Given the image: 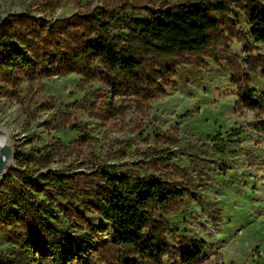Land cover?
I'll list each match as a JSON object with an SVG mask.
<instances>
[{
	"label": "rangeland",
	"instance_id": "obj_1",
	"mask_svg": "<svg viewBox=\"0 0 264 264\" xmlns=\"http://www.w3.org/2000/svg\"><path fill=\"white\" fill-rule=\"evenodd\" d=\"M180 2L0 0V18L32 10L40 19H57L123 6L129 16L146 19L143 7ZM231 10V30L224 31V44L213 53L165 59L176 73L159 82L162 97L115 96L100 80L71 73L23 83L19 99L1 98L0 129L8 137L12 164L0 188L19 168L17 156L45 146L52 151L50 169L75 176L103 165L118 176L146 177L155 170L145 161L161 155L189 174L174 172L169 178L181 181L190 193L181 212L165 217L177 230L169 238L171 245L198 244L207 255L201 264H264V132L249 127L258 118L238 106V85L233 81L235 77L242 86L264 92V44L252 38L244 10L235 5ZM108 104L116 109H106ZM71 125L83 131L75 132ZM37 167L31 173L35 178L45 171ZM36 194L54 210L51 222L87 247L84 259L72 264H103L104 249L99 246L114 239L113 225L82 196L54 188ZM24 237L23 227L0 224V255L20 264H54L50 254H28ZM163 264L182 263L171 257Z\"/></svg>",
	"mask_w": 264,
	"mask_h": 264
},
{
	"label": "trees",
	"instance_id": "obj_2",
	"mask_svg": "<svg viewBox=\"0 0 264 264\" xmlns=\"http://www.w3.org/2000/svg\"><path fill=\"white\" fill-rule=\"evenodd\" d=\"M232 5L244 10L252 38L264 44V0H183L143 7L146 19L129 16L123 6H103L57 19H40L32 10L0 18V99H19L23 83L71 73L100 80L115 96L162 97L159 82L176 73L165 59L213 53L224 44V31L231 30ZM261 73L264 76V64ZM233 81L238 85V106L258 118L249 127L264 132V92L242 86L235 77ZM106 109L116 107L108 104ZM69 127L83 131L79 125ZM15 159L19 168L0 188V224L25 229L22 243L28 254L34 250L50 254L54 264L84 259L87 247L51 222L54 210L36 194L54 188L82 196L113 225L114 239L99 246L104 249L103 264H163L171 257L182 264H201L207 259L198 244L175 248L169 241L177 230L165 217L181 212L190 193L181 181L169 179L174 172L182 177L188 172L161 155L145 161L148 169L155 170L146 177L118 176L103 165L76 176L55 172L50 169L48 146ZM36 166L45 170L37 178L31 175ZM0 264L20 262L1 254Z\"/></svg>",
	"mask_w": 264,
	"mask_h": 264
},
{
	"label": "bare ground",
	"instance_id": "obj_3",
	"mask_svg": "<svg viewBox=\"0 0 264 264\" xmlns=\"http://www.w3.org/2000/svg\"><path fill=\"white\" fill-rule=\"evenodd\" d=\"M7 148H10L8 137L2 129H0V160L5 163V171L11 166L12 164V157H8L6 155ZM2 177H0L1 179Z\"/></svg>",
	"mask_w": 264,
	"mask_h": 264
},
{
	"label": "water",
	"instance_id": "obj_4",
	"mask_svg": "<svg viewBox=\"0 0 264 264\" xmlns=\"http://www.w3.org/2000/svg\"><path fill=\"white\" fill-rule=\"evenodd\" d=\"M6 155L8 157L11 156V149L10 148H7ZM4 173H5V163L2 160H0V177H3Z\"/></svg>",
	"mask_w": 264,
	"mask_h": 264
}]
</instances>
